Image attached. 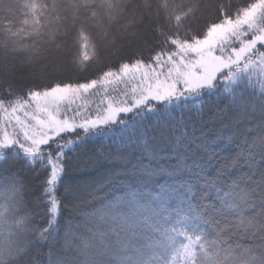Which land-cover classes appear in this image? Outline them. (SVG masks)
<instances>
[{
	"label": "snow or ice",
	"instance_id": "snow-or-ice-1",
	"mask_svg": "<svg viewBox=\"0 0 264 264\" xmlns=\"http://www.w3.org/2000/svg\"><path fill=\"white\" fill-rule=\"evenodd\" d=\"M17 4L0 0V36L6 37L0 41V264H264V0L208 5L210 15L195 28L183 26L188 16H176L175 28L159 31L163 39L145 45L151 52L147 59L137 54L115 67L104 65L94 79L57 80L27 91L14 72L23 69V53L29 65L34 62L36 36L54 43L63 30L73 41L77 36L86 41L85 24L102 25L119 14L122 0ZM20 6L31 15L21 19ZM82 55L91 58L86 51ZM206 94L239 109L230 124L201 129L199 136L195 128L181 131L174 143L159 148L150 143L146 129L169 123L174 130L186 129L174 113L199 114ZM249 109L258 110L261 119L239 127ZM97 136L141 151L125 169L134 180L122 182V196L81 212L75 228L69 222L60 237L63 254L44 253L43 245L52 248L57 240L64 208L80 198L72 185L59 191L70 154ZM233 143L238 151L222 155ZM241 165L248 172L233 176ZM160 177L163 183L156 182ZM112 181L109 174L98 187ZM33 186L38 195L31 196ZM230 218L239 219L235 232ZM192 221L212 227L215 239H207L203 229L189 234L174 226ZM101 225L111 227L102 231ZM180 236L186 242L178 241Z\"/></svg>",
	"mask_w": 264,
	"mask_h": 264
},
{
	"label": "trees",
	"instance_id": "trees-1",
	"mask_svg": "<svg viewBox=\"0 0 264 264\" xmlns=\"http://www.w3.org/2000/svg\"><path fill=\"white\" fill-rule=\"evenodd\" d=\"M38 2L42 4L50 3L51 0H38ZM226 2L227 0H122V7L119 14L111 19L105 18L102 25L96 23L85 24L81 31L84 37L87 38L86 41L81 36H77L75 41H73V34L65 36L62 30L59 39L54 43H49L52 46L60 45L65 50L64 60L62 61L64 68H62L59 73H47L31 78L14 77L18 86L23 87L25 91L29 88L42 90L49 86L50 82H56L57 80L84 82L94 79L104 65L115 67L122 59L134 57L137 54L147 59L151 55V52L145 45L151 44L155 40H162L163 37L158 35L159 31H167L169 27L175 28L176 16H188L187 19L183 20V26L187 27L191 25L195 28L205 23V20L210 15L209 8L207 7L208 5L215 6L216 4ZM5 3L12 7H18L17 0H5ZM197 6L199 10L196 11L195 16L189 15ZM19 13L21 19L24 18L26 14L31 15V13L22 6L19 7ZM42 14L43 10L38 8L35 15L39 17ZM169 16L173 17L171 24L166 22ZM137 17L140 19L139 23L135 25V27L129 25L126 30H139L144 34V28L146 27L147 32L145 33L144 40L135 44L132 41L126 40L128 39V35L124 33L128 31H125L123 26L125 22H130ZM2 20L3 13L0 12V21ZM5 38V36H0V41ZM112 39L115 40V43H109ZM35 42L39 51L47 50L46 46L48 42L43 34L36 36ZM86 42L89 45L87 48H85ZM118 43L122 44L121 47L118 48L117 52H111ZM85 51L91 57L88 60H84L82 55ZM26 56L27 53H23L21 59H26ZM2 58L3 55L0 54V60H2ZM37 60H42V57ZM77 60L81 62H75ZM49 61H53V59H49ZM30 65L26 64V66ZM247 91L251 92V89ZM204 101V109L199 114L195 111L181 112L180 110H176L174 113L177 121L181 120V118L183 119L186 129L177 127L174 130L171 123H169L167 127L155 124L151 128L146 129L145 131L147 132L150 143L159 148L167 143H174L173 137L179 135L181 131L187 130L189 133H192L193 128H195V134L199 136L201 129L205 131L217 130L223 124H230L233 117L239 111V109L232 107L226 108L228 101L226 99L217 101L214 94H206L204 96ZM93 107H95V105H93ZM221 109L224 111H219ZM260 119L261 116L258 110L253 112L249 109L247 118L241 121L238 126L251 127L252 123L258 122ZM114 141L115 137L108 138L97 136L70 154L69 166L62 176L59 191L63 193L65 186L72 185L78 191L80 198L71 203L66 201L68 206L64 208L63 215L58 218L59 223L57 232L59 235L57 240L52 248L45 243L41 249L42 252L48 253L49 251H56L63 254V240L60 237L63 236L69 222H71L75 228L83 220L81 212H91L95 207L100 206L102 200L106 201L112 199L114 196H122L124 194L122 182H132L134 180L133 177L125 174V169L130 168L131 164L136 162L141 156V151L135 145L120 147L119 144ZM237 151L236 144L233 143L228 145L222 155H234ZM122 157H126L131 163L126 165ZM161 163H167V161H161ZM86 165H89V167L87 168ZM12 171H16V169L13 168ZM214 171L215 165L213 168L209 169L210 173ZM247 172V166L241 165L238 169L232 171V175L235 176L238 173ZM109 174L113 177V181L110 184H104L102 188L98 187V184L102 183L103 179L107 178ZM8 175V172L4 173L5 177ZM22 179L27 180V177L24 176ZM156 182L163 183L164 178H157ZM37 183L38 180H33V185ZM239 186L242 188L244 184L240 183ZM38 194V191L33 186L31 196ZM212 195H214V193ZM28 198L30 199L31 197ZM74 206L77 209L76 211H74ZM120 211L126 212L127 209L121 208ZM230 219H232L233 223L231 230L235 232L237 230L236 225L239 224V219ZM163 226L169 227L167 224ZM174 226L181 228V230L187 229L189 234H201L200 229H203L204 232L209 233L207 239H215L212 227L200 221H192L188 224L181 222V225ZM110 227V225H101V230L104 231ZM137 230L139 231L140 229ZM242 230L243 229H240V231ZM117 231H120L119 227H117ZM121 234L123 235L122 232ZM5 235H7V233H5ZM109 235L112 240H115V234L109 232ZM178 239L185 241V237L183 236L178 237ZM140 242L142 243V241ZM220 247H225V245L221 244ZM32 255L35 256L36 253L33 252ZM107 259H112V257H107Z\"/></svg>",
	"mask_w": 264,
	"mask_h": 264
},
{
	"label": "rangeland",
	"instance_id": "rangeland-1",
	"mask_svg": "<svg viewBox=\"0 0 264 264\" xmlns=\"http://www.w3.org/2000/svg\"><path fill=\"white\" fill-rule=\"evenodd\" d=\"M140 19L139 17L134 18V20L130 21V22H125L123 29L125 31H128V29L126 30V28L129 25H132L135 27V25H137L139 23ZM144 34L139 31V30H130L128 32H125L124 34L128 35V39H126L127 41H132L135 44H138L140 42H142L144 40V36L145 33L147 32L146 27L144 28ZM50 42L47 43V50H43V51H37L35 54V58L34 61L30 66H26V64H28L27 60L24 59V66L22 70H17L14 72V76L15 77H23V78H31L34 76H38V75H42V73L45 75L47 73H59L62 68H64V64L62 65V61L64 60V53L65 50L62 46L60 45H54L52 46L51 44H49ZM109 43H115V40H111V42ZM128 43V42H127ZM121 43L116 44L114 47V49H112L111 52H117L118 48L121 47ZM49 51V52H48ZM40 52V53H38ZM48 52V53H47ZM40 57H42V60L38 61L37 59H39ZM4 58V57H3ZM2 58V60H3ZM49 59H53V61H49ZM18 69L20 68L19 63L17 64ZM117 88H122L123 85H117ZM109 88H111V86H109ZM77 103H82V101H77ZM94 105V104H93ZM86 167L88 168L89 165H86ZM144 235H149V232L147 230H144ZM153 235H156L158 237V233H154ZM178 241H182L179 240L177 237ZM142 243H147V241L145 240H141Z\"/></svg>",
	"mask_w": 264,
	"mask_h": 264
}]
</instances>
